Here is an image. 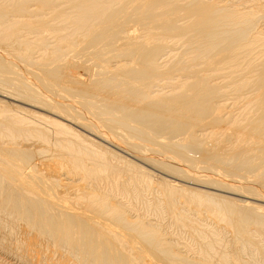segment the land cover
Masks as SVG:
<instances>
[{
  "label": "bare ground",
  "instance_id": "1",
  "mask_svg": "<svg viewBox=\"0 0 264 264\" xmlns=\"http://www.w3.org/2000/svg\"><path fill=\"white\" fill-rule=\"evenodd\" d=\"M260 203L264 0H0V260L264 264Z\"/></svg>",
  "mask_w": 264,
  "mask_h": 264
},
{
  "label": "rangeland",
  "instance_id": "2",
  "mask_svg": "<svg viewBox=\"0 0 264 264\" xmlns=\"http://www.w3.org/2000/svg\"><path fill=\"white\" fill-rule=\"evenodd\" d=\"M40 113H43L42 111H39ZM43 114H45V113H43ZM48 116H51V115H48ZM125 155V154H124ZM126 157H128L127 155H125ZM129 158V157H128ZM131 159V158H130ZM107 174V173H106ZM127 174V173H126ZM125 173L123 174V175H121L122 177H124L125 178V175H126ZM120 176V177H121ZM119 177V178H120ZM122 177H121V179H122ZM173 181H174V179H172ZM179 182V181H178ZM177 184V183H176ZM115 200H117V201H119V203H122V204H126V209L129 211L128 212V215L129 216H134V215H137L138 213L133 209V207H132V205L131 204H129L128 203V200H126V198H124V196H122V195H120V194H116L115 195ZM121 198H123V199H121ZM237 198V197H236ZM248 200H251V199H248ZM116 201V202H117ZM248 202H251V201H248ZM128 203V204H127ZM137 206H139V204H137V203H135ZM262 206H264V204L263 203H260ZM181 207H184V205L182 206V205H180ZM186 206H188V205H186ZM130 207H132V208H130ZM129 208V209H128ZM187 211H189V213L191 214L190 215V217L192 218V219H197L198 221H200L203 225H207L209 228H211V229H213V230H217L218 232H222V233H224V231H225V233H226V235H225V233L223 234L224 235V240H226L227 241V243L230 241H232V237H231V232H232V230H231V228L228 226V225H225L224 223H222V222H219V220H217L214 216H211V215H209V214H204V213H197V212H195L192 208H189V207H184ZM141 211H142V213L141 214H143V213H146V217L144 216V218H145V220H147V221H149V222H151V223H154V224H158V220H157V218L155 217V216H153V214L150 212V211H144V210H142L141 209ZM149 212V213H148ZM196 216H195V215ZM144 215V214H143ZM162 218V220H163V223L162 224H167V225H169L170 223L169 222H171V219H170V217L167 215V214H164V216L163 217H161ZM206 222V223H205ZM212 224V225H211ZM228 226V227H227ZM168 229V231L172 234V235H174V237L176 238V239H180L181 240V242H187V243H192L193 242V239L191 238V236H189V233H187L185 230L184 231H182V232H180V230H178L177 228L178 227H176V226H170V227H167ZM186 233V234H185ZM179 235V236H178ZM192 241V242H191ZM27 242L28 241H26V243H25V246H26V249H28L29 248V246H28V244H27ZM33 245V244H32ZM25 246H24V250H25ZM34 249V248H33ZM31 251H33V250H31ZM3 258H1V260H0V264H7L9 261H7L6 262V260H3ZM258 261V263H260L261 264V261H259V260H257Z\"/></svg>",
  "mask_w": 264,
  "mask_h": 264
}]
</instances>
